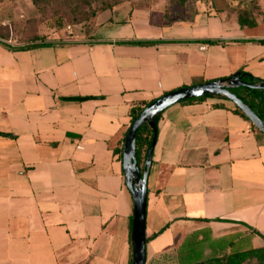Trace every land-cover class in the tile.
<instances>
[{
    "label": "crops",
    "instance_id": "obj_1",
    "mask_svg": "<svg viewBox=\"0 0 264 264\" xmlns=\"http://www.w3.org/2000/svg\"><path fill=\"white\" fill-rule=\"evenodd\" d=\"M256 1L246 27L235 0H189L170 16L167 0H133L67 39L26 30L23 0H0V264H131L134 205L116 153L130 113L237 72L264 82ZM35 34L51 44L19 48ZM232 104L213 96L160 113L144 264H179L196 232L231 238L233 251L264 245V133Z\"/></svg>",
    "mask_w": 264,
    "mask_h": 264
},
{
    "label": "trees",
    "instance_id": "obj_2",
    "mask_svg": "<svg viewBox=\"0 0 264 264\" xmlns=\"http://www.w3.org/2000/svg\"><path fill=\"white\" fill-rule=\"evenodd\" d=\"M133 0H31L36 15L26 20L25 28L35 32L38 26L50 15L56 20L57 28L62 26L65 20L77 25L83 22H91L98 14L112 10L114 7L124 2ZM189 0H167L164 16L181 8ZM235 10L237 20L241 26L253 27L255 25L254 14L261 13V9L256 0H235ZM45 37L36 35L31 43L19 47L20 49L51 44L44 41ZM139 44H149L151 42H138ZM246 83L257 84L259 81L250 76L243 79ZM229 91L235 94L244 104H246L264 122V90L251 89L248 87H231ZM206 97L202 96L181 102L200 101ZM91 97H71L66 100H84ZM225 99L224 97H221ZM149 104V103H148ZM132 109L131 123L147 106ZM222 106V105H221ZM233 111L247 121V116L236 105L232 104ZM159 115L155 117L157 120ZM252 127L256 128L253 124ZM126 132L124 133L123 140ZM152 139V131L146 123L142 124L135 134V154L138 169L142 175L145 171V158ZM120 160L122 159V146L116 150ZM203 233V232H202ZM192 233L188 236L182 247L178 251L179 264H264V245L261 248L233 251L231 238H213L209 233ZM199 234L201 237H199Z\"/></svg>",
    "mask_w": 264,
    "mask_h": 264
},
{
    "label": "water",
    "instance_id": "obj_3",
    "mask_svg": "<svg viewBox=\"0 0 264 264\" xmlns=\"http://www.w3.org/2000/svg\"><path fill=\"white\" fill-rule=\"evenodd\" d=\"M241 74L218 81H210L169 91L151 101L145 106L128 127L122 148V168L125 185L133 199V218L131 225V264L145 263V216L147 198V176L151 155L156 142L155 117L167 107L178 102L202 96H221L232 101L247 116L251 123L264 133V122L235 94L229 91L231 87H248L264 90V82L252 84L241 80ZM146 123L152 131V139L145 158V171L140 174L135 154V134L138 128Z\"/></svg>",
    "mask_w": 264,
    "mask_h": 264
},
{
    "label": "rangeland",
    "instance_id": "obj_4",
    "mask_svg": "<svg viewBox=\"0 0 264 264\" xmlns=\"http://www.w3.org/2000/svg\"><path fill=\"white\" fill-rule=\"evenodd\" d=\"M23 2L24 3L21 5V7H22V11H23L25 18L29 19L30 17H34L36 13L33 7L31 6V4L29 3V0H23ZM55 23H56V20L54 21L53 18H51V16L48 15L46 16V20H44L42 24L38 26V28L39 30H42L48 33H56L59 30L67 33L66 27L69 26L71 30L73 31V34H76L79 31L80 32L85 31V29H87L90 22H83V23L74 25V24H71L68 20L64 19L62 26L60 28H57Z\"/></svg>",
    "mask_w": 264,
    "mask_h": 264
},
{
    "label": "built area",
    "instance_id": "obj_5",
    "mask_svg": "<svg viewBox=\"0 0 264 264\" xmlns=\"http://www.w3.org/2000/svg\"><path fill=\"white\" fill-rule=\"evenodd\" d=\"M66 31H67V33H68L67 39H73L74 36H73V34H72V30H71V28H70L69 26L66 27Z\"/></svg>",
    "mask_w": 264,
    "mask_h": 264
}]
</instances>
